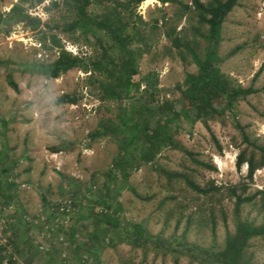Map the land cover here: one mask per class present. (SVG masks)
Here are the masks:
<instances>
[{"label": "rangeland", "instance_id": "obj_1", "mask_svg": "<svg viewBox=\"0 0 264 264\" xmlns=\"http://www.w3.org/2000/svg\"><path fill=\"white\" fill-rule=\"evenodd\" d=\"M145 1L127 7L126 0H101L88 8L94 17L111 9L125 22L131 16L143 35L146 47L137 58L135 77L153 74L155 78L151 87L141 81L134 100H102L99 90L86 81L89 73L80 68L57 79L22 71L21 64L56 58L60 48L52 46L50 35L57 36L65 51L92 54L96 41L91 36L92 43L86 44L78 33L59 29L65 20L63 5L51 6L46 12L43 7L50 6L51 0H45L27 8L42 22L52 19V30L41 26L30 31L13 20L1 24L0 182L16 183L8 201L0 197V207H5L0 218L3 264H94L95 258L86 260L85 254L92 247L88 234L105 228L93 218L101 207L106 210L98 203L102 198L120 206L119 226L107 229L102 238L100 264H199L182 246L221 250L238 219L264 223V166L251 180L245 163L240 169L235 166L237 154L247 145L242 132L251 142L264 144V0H239L222 24L216 48L221 72L233 85L252 87L255 92L240 98L232 110L202 121L194 120L193 112L185 115L178 86L187 74L197 73L194 59L204 58L207 25L201 23L193 0H149L144 6ZM18 2L0 0V14ZM42 31L48 35L51 50L38 45ZM170 36L178 37L176 44ZM63 94H76L77 103L56 105ZM166 100L184 115L174 120L171 132L187 152L163 147L151 163L139 161L123 182L114 167L123 136L108 128L120 126L125 107L141 109L143 103L149 105L139 119L154 128L163 118L158 107ZM104 126L108 131H103ZM134 147L130 152L137 157L140 146ZM186 180L208 193L195 192ZM231 189L244 197L253 196L238 214ZM138 224L154 239L144 243L146 234L132 238V226ZM165 240L172 242L171 251L152 248L153 243ZM246 256L252 264H264V238L252 239Z\"/></svg>", "mask_w": 264, "mask_h": 264}, {"label": "trees", "instance_id": "obj_2", "mask_svg": "<svg viewBox=\"0 0 264 264\" xmlns=\"http://www.w3.org/2000/svg\"><path fill=\"white\" fill-rule=\"evenodd\" d=\"M44 1L19 0L6 14H0V26L5 20H13L17 23H22L30 31H37L41 26L52 30V19L48 22H42L41 18L32 16L27 12L29 6L37 7L42 5ZM100 1L51 0L50 6L43 7V10L48 12L51 6H64L65 12H62L61 17L65 20L60 23L59 29L63 33H78L86 44L92 43L89 38L91 36L96 42L93 45V52L90 56L72 55L62 48L63 45L60 44L57 36L50 35L52 46L60 48L56 58L51 62L21 64L22 71L31 75L42 76L45 79H57L67 71L80 68L89 73L86 81H89L99 90L102 100H134L141 81H144L146 87H151L150 81L155 78L153 74L143 79L135 77L139 73L137 70V58L140 57L146 47L143 35L134 27L135 24L131 16L125 22L115 9H111L109 13H104L99 17H94L92 12H88V8L91 5L99 4ZM142 1L144 0H126V6H137ZM158 1L167 3L174 0ZM238 1L209 0L206 5L199 0L192 1L195 10L199 13L201 23L207 25L206 41L208 47L203 59L198 57L194 59L198 67L197 73L187 74L183 84L179 85L178 89L183 99L185 115L193 112L194 120L202 121L212 119L215 114L222 115L226 110H232L240 98H246L255 92L252 87L243 88L239 85H233L228 76L223 74L218 66L220 59L216 48L221 40L222 24ZM25 5L28 6L26 7ZM100 31L103 34L98 36L97 33ZM41 34L39 38L40 45L46 48L47 51L51 50L46 43V41H49L48 35L43 31ZM172 41L176 44L178 37H174ZM136 43L141 44L139 49L135 45ZM9 82L16 89L13 81L10 80ZM74 95L63 94L55 101V104L74 105L77 103V95ZM150 99L152 100V98ZM148 105L149 103H143L141 109L139 107H134V109L125 107L120 117V126L111 125L108 128L123 136L119 144L121 155L114 161V167L119 173V179L123 182L128 180L130 170L136 168L139 165V161L145 164L151 163L155 155L163 147H174L187 152L184 148L178 146L173 138V132H171L174 120L179 118V116L184 117V115L176 113L172 104L166 100L158 107L162 113L161 116H163L162 120L158 121L154 128H149L139 119ZM130 112L133 114L130 115ZM108 129L107 126H104L103 131H108ZM242 135L247 145L237 154L235 166L240 169L245 163L247 178L251 180L255 171L259 167L264 166V144L251 142L244 132H242ZM133 146H135L134 148L140 146L137 151V157L130 152ZM257 155L260 158H257ZM208 167L212 168L211 166ZM114 182L116 183V181ZM186 184L197 193H208L190 180H186ZM15 187L16 183L14 182H0V197L4 198V201H8L12 192H15ZM230 194L235 198L234 211L236 214H238L242 204L253 200V196L244 197L242 194H237L235 189H231ZM98 203L105 205L106 210L102 211L104 208L101 207L97 214L92 215L95 221L103 224L105 228L101 227L99 230L88 234L89 239L92 241V247L86 248L88 253L85 254L86 260L90 259V257L95 258L94 264H100V245L103 244L102 238L106 235L107 229H115L119 226V220L116 215L117 208L120 205H110L103 198L98 199ZM114 206L117 207L112 208ZM108 209H111L109 213H107ZM144 234H146L144 243L154 239V236L147 233L143 226L139 224L132 226V238L140 239ZM73 235L72 233L71 237ZM97 237L99 241L96 239ZM255 238H264V223L256 225L253 222L238 219L233 233H227L223 249L216 250L214 247L205 248L188 243L182 247L185 252L189 253L191 259H194L199 264H252L249 257L246 256V250L250 241ZM151 246L154 250H165L167 252L171 251L172 242L165 240V243L159 244L155 242ZM78 248L76 246L75 251ZM9 263L13 264L12 261ZM0 264H3V256H0Z\"/></svg>", "mask_w": 264, "mask_h": 264}, {"label": "built area", "instance_id": "obj_3", "mask_svg": "<svg viewBox=\"0 0 264 264\" xmlns=\"http://www.w3.org/2000/svg\"><path fill=\"white\" fill-rule=\"evenodd\" d=\"M38 17H39V15H38ZM33 45L34 46H36V43H33ZM38 45L40 46V42H38ZM66 49V48H65ZM67 51H69V52H71L73 55H77V53L75 52V51H71L70 49H66ZM41 56V54H39V57ZM64 209V211H68L69 209H66V208H61V210H63ZM5 213V207H3V208H1L0 207V218H1V216L3 215ZM2 229V227L0 226V230ZM4 264H7V263H4Z\"/></svg>", "mask_w": 264, "mask_h": 264}, {"label": "bare ground", "instance_id": "obj_4", "mask_svg": "<svg viewBox=\"0 0 264 264\" xmlns=\"http://www.w3.org/2000/svg\"><path fill=\"white\" fill-rule=\"evenodd\" d=\"M149 3V0H146L143 4L144 6L147 5ZM217 162L219 163V165H222V162L220 160L217 159Z\"/></svg>", "mask_w": 264, "mask_h": 264}]
</instances>
